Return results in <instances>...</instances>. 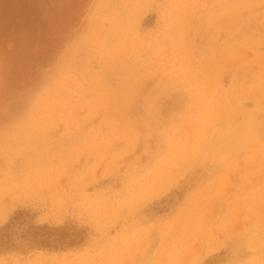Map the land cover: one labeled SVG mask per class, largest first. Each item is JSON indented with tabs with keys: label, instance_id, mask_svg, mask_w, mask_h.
Listing matches in <instances>:
<instances>
[{
	"label": "rangeland",
	"instance_id": "374dc122",
	"mask_svg": "<svg viewBox=\"0 0 264 264\" xmlns=\"http://www.w3.org/2000/svg\"><path fill=\"white\" fill-rule=\"evenodd\" d=\"M0 264H264V0H0Z\"/></svg>",
	"mask_w": 264,
	"mask_h": 264
}]
</instances>
